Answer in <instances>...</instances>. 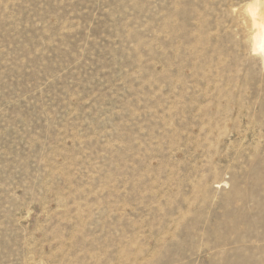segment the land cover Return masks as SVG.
Listing matches in <instances>:
<instances>
[{
    "label": "rangeland",
    "instance_id": "obj_1",
    "mask_svg": "<svg viewBox=\"0 0 264 264\" xmlns=\"http://www.w3.org/2000/svg\"><path fill=\"white\" fill-rule=\"evenodd\" d=\"M250 4L0 0V264H264Z\"/></svg>",
    "mask_w": 264,
    "mask_h": 264
},
{
    "label": "bare ground",
    "instance_id": "obj_2",
    "mask_svg": "<svg viewBox=\"0 0 264 264\" xmlns=\"http://www.w3.org/2000/svg\"><path fill=\"white\" fill-rule=\"evenodd\" d=\"M248 10L252 14L254 24L257 27L254 35V45L256 46V49L264 51V12L260 14L259 12L261 11H258L253 4L248 6ZM258 16H260L259 20Z\"/></svg>",
    "mask_w": 264,
    "mask_h": 264
}]
</instances>
